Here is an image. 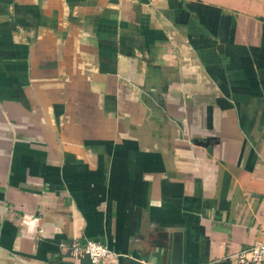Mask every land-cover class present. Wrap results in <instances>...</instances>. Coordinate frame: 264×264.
I'll return each mask as SVG.
<instances>
[{
    "label": "crops",
    "instance_id": "1",
    "mask_svg": "<svg viewBox=\"0 0 264 264\" xmlns=\"http://www.w3.org/2000/svg\"><path fill=\"white\" fill-rule=\"evenodd\" d=\"M84 239L103 264L264 241V0H0V264H87Z\"/></svg>",
    "mask_w": 264,
    "mask_h": 264
},
{
    "label": "built area",
    "instance_id": "2",
    "mask_svg": "<svg viewBox=\"0 0 264 264\" xmlns=\"http://www.w3.org/2000/svg\"><path fill=\"white\" fill-rule=\"evenodd\" d=\"M71 253L77 258H85L87 264H103L110 254L108 246L97 239H84L72 241L69 244ZM236 264H264V241H256L233 254Z\"/></svg>",
    "mask_w": 264,
    "mask_h": 264
},
{
    "label": "water",
    "instance_id": "3",
    "mask_svg": "<svg viewBox=\"0 0 264 264\" xmlns=\"http://www.w3.org/2000/svg\"><path fill=\"white\" fill-rule=\"evenodd\" d=\"M219 25H217V38L219 42L226 43L228 39V32H229V25H231V16L229 13H221L219 15ZM209 140L208 138H205L204 140H198L194 139L193 142L197 143L198 145L205 146L207 145Z\"/></svg>",
    "mask_w": 264,
    "mask_h": 264
},
{
    "label": "rangeland",
    "instance_id": "4",
    "mask_svg": "<svg viewBox=\"0 0 264 264\" xmlns=\"http://www.w3.org/2000/svg\"><path fill=\"white\" fill-rule=\"evenodd\" d=\"M233 1H235V2H237L238 0H233ZM256 0H247V3H248V5L249 6H254V2H255Z\"/></svg>",
    "mask_w": 264,
    "mask_h": 264
}]
</instances>
